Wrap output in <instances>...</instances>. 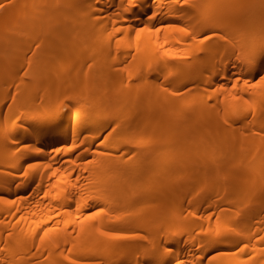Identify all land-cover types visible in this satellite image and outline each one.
Instances as JSON below:
<instances>
[{
  "label": "bare ground",
  "instance_id": "bare-ground-1",
  "mask_svg": "<svg viewBox=\"0 0 264 264\" xmlns=\"http://www.w3.org/2000/svg\"><path fill=\"white\" fill-rule=\"evenodd\" d=\"M243 1L0 0V94L21 82L0 264H264V27L238 36L264 3Z\"/></svg>",
  "mask_w": 264,
  "mask_h": 264
},
{
  "label": "rangeland",
  "instance_id": "rangeland-1",
  "mask_svg": "<svg viewBox=\"0 0 264 264\" xmlns=\"http://www.w3.org/2000/svg\"><path fill=\"white\" fill-rule=\"evenodd\" d=\"M253 0H244L240 5H239V7H238V9H240L241 7L242 8H244L245 6H248L249 5V3H251ZM257 1H261L262 3H264L263 2V0H257ZM261 10H263L262 8H260L259 10L257 9V10H254V12H252V14H250V16H255V14H257L258 12L260 13L261 12ZM233 11H235V10H232L231 11V13L229 14V15H231L232 14V16L233 15H236V13L237 12H234L233 13ZM238 11V10H237ZM231 16V17H232ZM234 17V16H233ZM256 17V16H255ZM254 17V18H255ZM248 17H246V18H243V19H241V20H244V21H246V20H248L247 19ZM260 19H259V21H256V22H250V25L248 26V24H247V22H245L246 23V27L245 28H242L241 29V34H239L238 36H244L245 38H248L249 36H251V39L254 37L253 35L255 34V32L258 34V33H260V32H263L262 31V27H264V15L263 16H260L259 17ZM252 19V18H251ZM254 21V20H253ZM249 23V22H248ZM262 25V26H261ZM243 29H245V30H243ZM249 29H250V31H249ZM247 30L250 32V33H248L247 32ZM248 34H247V33ZM213 33H215V31L213 32ZM253 33V34H252ZM236 34V33H235ZM257 34H255V36H257ZM249 35V36H248ZM212 36H214V37H216V38H218V34H213ZM243 37V38H244ZM257 38V37H256ZM242 47V46H241ZM264 48V46L263 47H259V46H256L255 47V51L254 52H252V55L251 56H249V58L248 59H250V58H252V57H254V56H256L258 53H260V51L262 50ZM212 50H214V48H212ZM5 57H9V54L8 55H4ZM233 57V56H232ZM14 66H16V67H14ZM9 68H11L10 70H16L17 72V75H25V74H23L25 71L24 70H26V67H24V66H19L18 64H16V63H14V62H12L11 63V66L9 67ZM13 68V69H12ZM10 70H9V72H10ZM184 72H186L185 70H184ZM14 73V72H13ZM13 73H11L12 75H13ZM264 72H261V73H259L257 76H255V77H253L252 79H251V81L250 82H252L253 84H254V82L255 83H257V82H259V78H261L262 77V74H263ZM9 75H11L10 73H8ZM50 75L48 76V77H50V79L48 78V81H51V82H54V79L56 78V75L54 76V74H55V70L53 69V70H51L50 71V73H49ZM15 75V74H14ZM27 75V74H26ZM259 76H261V77H259ZM18 80H16L15 82H13V83H11L10 85H9V87H8V89L4 92V93H2V94H0V95H2V103L0 104V117L2 118V117H4L5 116V112H7L8 111V113H9V116H8V118H7V121L6 122H4V121H2L1 122V124H0V136H4L5 135V133H7V132H9V131H11L12 129H13V127H16V129H17V127L19 126V124L21 123V120L19 119L21 116L19 115V114H17V112L14 110V104H13V101H12V95H13V93H15L17 90H18V87L20 86V85H18V84H21V82H19ZM11 112V113H10ZM247 120V119H246ZM248 123L247 124H249V126H251V127H255V125L257 124V123H252L251 121H250V119L248 118ZM264 122V121H263ZM250 128V127H249ZM250 130V129H249ZM251 131V130H250ZM249 131V132H250ZM229 139V138H228ZM230 140V139H229ZM250 144V143H249ZM247 145L248 147L247 148H249V146H252V145ZM254 146V145H253ZM254 148H255V146H254ZM253 148V151L251 152V150L249 149V151L247 150V156H248V163L250 164V163H253V160H252V162H250L251 160H250V158L252 159V156H253V154L257 151H255L254 152V149ZM257 149H259L257 152H256V154L255 155H257V154H260L261 153V156H257V157H259V159L261 158L263 161H264V158H263V154H262V152L264 153V149H260V148H257ZM228 150V149H227ZM226 150V151H227ZM229 151V150H228ZM246 151V150H245ZM260 151H262V152H260ZM246 153V152H245ZM253 153V154H252ZM225 155V154H224ZM227 155H229V154H227ZM246 156V157H247ZM225 157H226V155H225ZM227 167V166H226ZM185 199V198H184ZM184 199H182V201H184ZM184 202H186V200L184 201ZM184 202H182L181 204H183ZM179 203V202H178Z\"/></svg>",
  "mask_w": 264,
  "mask_h": 264
},
{
  "label": "snow or ice",
  "instance_id": "snow-or-ice-1",
  "mask_svg": "<svg viewBox=\"0 0 264 264\" xmlns=\"http://www.w3.org/2000/svg\"><path fill=\"white\" fill-rule=\"evenodd\" d=\"M185 3H187V0H184ZM101 235H104V236H108L109 234L108 233H101ZM115 238V237H113Z\"/></svg>",
  "mask_w": 264,
  "mask_h": 264
}]
</instances>
